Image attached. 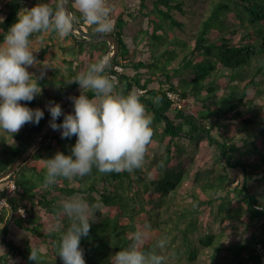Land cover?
<instances>
[{"label": "trees", "instance_id": "1", "mask_svg": "<svg viewBox=\"0 0 264 264\" xmlns=\"http://www.w3.org/2000/svg\"><path fill=\"white\" fill-rule=\"evenodd\" d=\"M26 1L5 0L0 8L5 13L0 42ZM68 1L80 23L84 22L75 0ZM198 1L120 0L113 7L111 30L118 36L120 49L105 75L110 77L113 66L122 64L115 91L137 92L153 117V135L142 166L110 173L93 168L84 177H60L46 185V159L57 151L70 154L76 141L75 135L61 138L58 130L51 129L8 178L16 183L14 192L7 194L0 188V200L6 195L10 205L0 211V249H4L0 264H63L57 244L61 230L71 221L63 215L60 201L73 195L98 207L88 235L80 241L86 264H110L109 258L126 247L133 231L145 223L151 224L145 249L155 239L175 232L180 233L189 259L199 253L196 235L203 247L211 249L213 260L225 249L226 264H264V0H201L205 7L195 9ZM47 2L52 7L57 4V0ZM177 13H188V17L182 20ZM176 27L189 29L191 36L177 34ZM68 35L72 42L63 47L70 55L64 59L68 71L57 69L52 77H43L41 93L21 103L40 106L47 85L54 89L47 104L57 102L78 84L73 79L108 49L107 41L89 43ZM45 51L34 56L42 57ZM169 92L178 96L173 98ZM63 110H73L72 100ZM44 112L38 125L25 123L14 134L4 130L14 142L0 129V173L32 143L49 115L47 107ZM62 120L63 115L57 122ZM157 145L165 151L159 152ZM186 154L193 163L212 160V165L196 169L194 183L199 189L190 192L192 203L164 218L172 194L185 182L182 160ZM20 206L26 209V217L18 212ZM41 209L49 219L40 215ZM207 210L223 226L231 224L239 239L224 242L227 227L220 233H202V214ZM13 227L26 231L18 245L8 239ZM31 247L39 249L38 262L29 259Z\"/></svg>", "mask_w": 264, "mask_h": 264}, {"label": "clouds", "instance_id": "2", "mask_svg": "<svg viewBox=\"0 0 264 264\" xmlns=\"http://www.w3.org/2000/svg\"><path fill=\"white\" fill-rule=\"evenodd\" d=\"M75 5L83 19L95 26L96 32L111 30L112 8L106 0H75ZM3 21L4 17L0 16V24ZM78 22L80 17L66 6L65 0H57L55 7L47 0H39L33 7L17 13V20L0 42V129L14 134L25 123L38 125L45 115L42 108L21 103L31 101L41 93L38 80L44 76L43 72L37 76L28 70L37 62L29 47L30 36L48 29L65 36L74 31ZM109 65L110 58L102 56L73 79L83 91L69 97L73 103L72 111L64 112L56 101L46 105L51 115L49 126L58 130L61 138L76 136L70 154L57 151L46 159V185L54 184L60 177H84L92 173L93 168L110 173L132 172L142 166L146 146L153 135V117L137 92L115 91L116 82L105 75ZM85 90L95 95L90 96ZM62 115L63 120L58 123ZM60 209L71 223L60 232L57 253L63 264H86L80 241L88 235L90 221L95 219L94 212L98 207L74 195L60 201ZM150 233V223L137 227L130 243L109 258L110 264H166V257L161 254L167 245L166 238L155 239L145 249ZM29 259L38 262V248L31 247Z\"/></svg>", "mask_w": 264, "mask_h": 264}, {"label": "rangeland", "instance_id": "3", "mask_svg": "<svg viewBox=\"0 0 264 264\" xmlns=\"http://www.w3.org/2000/svg\"><path fill=\"white\" fill-rule=\"evenodd\" d=\"M137 1L138 0H124L125 3H135ZM4 2L5 0H0L1 9L4 7ZM38 2L39 0H27L26 6L22 8L21 10L25 8H31L34 5H36ZM106 3L112 8V11L114 12L115 11L114 8H116L115 5H119L120 0L118 1L117 0H106ZM110 4H112V6ZM204 7H205V3H201V0H199L194 6L195 9H203ZM188 13H185V14L177 13V17H179L182 20L186 19V17H188ZM0 16L5 17V13H0ZM87 31L92 32V33L96 32L95 28L92 29L91 27H88ZM175 32L181 35L182 37L191 36V32L189 29L186 31H183L182 29L176 27ZM71 42H72L71 36L69 35L61 36L58 32H53L51 29L42 31L41 33L36 34L34 36H30L29 47L31 50H33L34 52H41L43 49H46V51L42 57H36L37 62L36 64L29 66L28 68L29 72L37 76H39V74L43 72L44 73L43 77H52L56 73L57 69L66 73L68 71V64L65 62L64 59L66 57H70V55L68 54L69 52H67L63 47L65 45L70 44ZM130 44H132V42H130ZM84 57L85 55L82 54L81 58H84ZM40 81L41 79L38 80V83L40 84L41 89H43L44 87H42L43 85L40 83ZM46 88L49 90H48V93H44L41 105L32 106V108L40 107L43 110L46 109L48 97L50 94L54 93V89L52 85H47L45 89ZM1 133H5V136L9 142L15 141V139L11 137L9 133L4 132V130L2 129H1ZM1 146H2V140L0 138V147ZM156 149L159 152L165 151L164 147L161 145H157ZM212 162H213L212 160H210L209 163H205L202 160H198L193 163L191 162V156L189 154H186V156L182 160V165L183 167L186 168L185 182H183L180 188L172 194V199H171L172 201L169 202L170 208L165 206L166 210L163 214L164 218L168 216H172L171 215L172 212H173V215L175 216L176 210H179L183 206L189 205L192 203V197L190 195V192H192L193 190L197 191L199 189V185H195L194 183V175H195L196 169L201 168V167L211 166ZM216 174L217 173L215 172L213 175L215 176ZM239 177H240V174L237 175V178ZM237 181L238 179L236 180V183ZM40 215L45 219H49L45 215V212L43 209L40 210ZM202 215H203L202 216L203 225L201 228L202 233H208V232L220 233L223 227H227L225 228V234L223 236V241L229 242V240L239 239L235 229L233 228L231 224L223 226L220 223V220H214L209 210H207L206 212H203ZM246 220L249 221L250 218L246 216L245 221ZM0 225H3V224L0 223ZM10 232L11 233L8 235V239L14 240L16 242L15 243L16 245H18L19 243L17 242H19L26 235V231L24 227H13ZM28 236L30 237L31 235L28 234ZM2 237H3V230H2V227H0V242L2 240ZM163 237L166 238L167 240L166 248L162 251V254L166 257L167 264H226L228 262L227 261L228 253L225 249L221 250L218 253L217 255L218 257L216 258V260H213L210 256L211 249L209 247L207 248L203 247V245L200 243L196 235H195V238L198 241L199 253L195 259H189L188 256L184 253V245L181 241L180 233L175 234L174 232L173 235L170 237L169 236H163ZM2 250L4 249L3 248L0 249V251Z\"/></svg>", "mask_w": 264, "mask_h": 264}, {"label": "water", "instance_id": "4", "mask_svg": "<svg viewBox=\"0 0 264 264\" xmlns=\"http://www.w3.org/2000/svg\"><path fill=\"white\" fill-rule=\"evenodd\" d=\"M65 4L68 8H70L73 11L68 0H65ZM73 13H74V11H73ZM71 33L77 39H79L81 41L89 42V43H97L100 41H107L108 42V49H107L106 53L104 54V56L108 55V57L110 58V64L113 61V59L116 57V54L120 49V43L118 41V36L112 30L105 32V33L87 32V31H84L80 27V23L78 22L76 28ZM109 67H110V65H109ZM82 91H83V89L80 88L79 84H76L69 91H67L57 102H59L63 108L71 100V99H69V97L75 96ZM50 119H51V115L49 113L43 127L36 134L32 143L15 159V161L12 163V165L6 171L0 173V183L3 182L4 180H7L18 169V167L20 165H22L31 156V154L35 151V149L44 140L46 135L52 129L49 126V120Z\"/></svg>", "mask_w": 264, "mask_h": 264}, {"label": "built area", "instance_id": "5", "mask_svg": "<svg viewBox=\"0 0 264 264\" xmlns=\"http://www.w3.org/2000/svg\"><path fill=\"white\" fill-rule=\"evenodd\" d=\"M80 27L87 31V28L90 27V24L87 23V21L81 22L80 23ZM124 67L122 64H115L113 66V70L110 73V77L111 79H113L115 82H118L119 79V75L121 72H123ZM169 95L173 98H176L178 95L176 93L173 92H169ZM0 188L5 191L7 194L13 193L14 190L16 189V183L14 180L12 179H7L5 182L0 184ZM5 206L9 207V202H8V196H3V198L0 200V211L2 208H4ZM18 212L23 216L26 217L27 216V211L24 207L20 206L18 209ZM259 248L261 250V246L259 245Z\"/></svg>", "mask_w": 264, "mask_h": 264}]
</instances>
